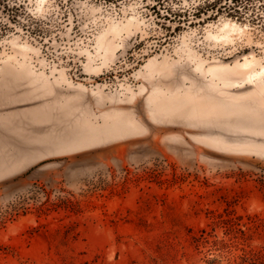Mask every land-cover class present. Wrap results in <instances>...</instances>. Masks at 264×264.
<instances>
[{"label":"rangeland","instance_id":"rangeland-1","mask_svg":"<svg viewBox=\"0 0 264 264\" xmlns=\"http://www.w3.org/2000/svg\"><path fill=\"white\" fill-rule=\"evenodd\" d=\"M40 2L0 0V264H264V94L212 70L264 0Z\"/></svg>","mask_w":264,"mask_h":264},{"label":"bare ground","instance_id":"bare-ground-1","mask_svg":"<svg viewBox=\"0 0 264 264\" xmlns=\"http://www.w3.org/2000/svg\"><path fill=\"white\" fill-rule=\"evenodd\" d=\"M45 0H41L40 3H42ZM41 6V4H40ZM242 28L235 22L231 21H224L220 26V33L214 34L212 33V36L215 38H221L225 41L233 40L234 33L241 34ZM15 47L26 49V48H32L31 44L24 43H14ZM259 64V60L254 56L251 55L245 56L243 61H238L233 66L229 65H220V66H212V70H233L237 73L243 74L244 76L242 79H232V80H226L224 83L227 86H232V88H242L247 85H253L254 91L258 92L259 94H264V65H260L259 68H256V66ZM261 86V87H260ZM261 148L257 147V151H260Z\"/></svg>","mask_w":264,"mask_h":264}]
</instances>
